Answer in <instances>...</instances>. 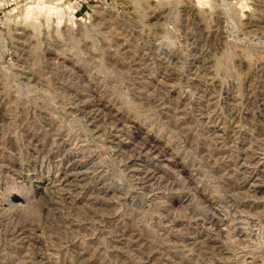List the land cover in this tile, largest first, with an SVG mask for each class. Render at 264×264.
Segmentation results:
<instances>
[{
	"label": "rangeland",
	"instance_id": "1",
	"mask_svg": "<svg viewBox=\"0 0 264 264\" xmlns=\"http://www.w3.org/2000/svg\"><path fill=\"white\" fill-rule=\"evenodd\" d=\"M0 264H264V0H0Z\"/></svg>",
	"mask_w": 264,
	"mask_h": 264
},
{
	"label": "bare ground",
	"instance_id": "2",
	"mask_svg": "<svg viewBox=\"0 0 264 264\" xmlns=\"http://www.w3.org/2000/svg\"><path fill=\"white\" fill-rule=\"evenodd\" d=\"M205 0H196L198 4H202ZM261 22V21H260ZM259 23V22H258ZM253 24V23H252ZM260 25V24H259ZM262 25V24H261ZM204 62V61H203Z\"/></svg>",
	"mask_w": 264,
	"mask_h": 264
}]
</instances>
